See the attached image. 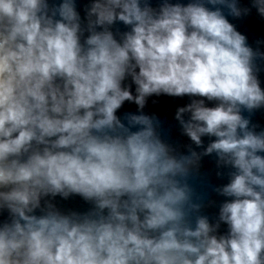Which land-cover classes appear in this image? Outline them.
I'll return each instance as SVG.
<instances>
[{
    "label": "clouds",
    "instance_id": "obj_1",
    "mask_svg": "<svg viewBox=\"0 0 264 264\" xmlns=\"http://www.w3.org/2000/svg\"><path fill=\"white\" fill-rule=\"evenodd\" d=\"M253 11L264 0H89L83 18L76 0H0V264H264V38L229 20ZM161 96L189 98L186 143L145 111ZM73 196L90 207L56 203Z\"/></svg>",
    "mask_w": 264,
    "mask_h": 264
},
{
    "label": "water",
    "instance_id": "obj_2",
    "mask_svg": "<svg viewBox=\"0 0 264 264\" xmlns=\"http://www.w3.org/2000/svg\"><path fill=\"white\" fill-rule=\"evenodd\" d=\"M89 0H76L77 3V10L80 12L81 17L83 18V6L87 4ZM158 0H153V6H156V3ZM182 2H187V0H182ZM248 0H242V3H247ZM229 20L231 23H234L237 27V29L245 34L248 37V41L250 44L254 45V41L258 38H264V21L260 20L256 14L255 11L253 13L243 19V20H232L229 17ZM118 28L121 32L127 31L128 29L123 24H116L114 26L115 30ZM260 79H261V86L264 87V72L260 73ZM152 99H157L153 97ZM152 99L149 100L145 111L146 112H154L160 118L164 121V127L166 133L173 139L180 140L181 142H187V139L180 136L179 126L177 122L173 119L175 109L178 106H183L184 104L189 102L188 97H182V98H172V97H166L161 96L156 104L152 103ZM136 110V106L133 104H128L127 102L122 107L121 110H119L121 113L123 112H134ZM244 115H247V113H244ZM252 121L254 123H259L261 125H264V110L257 111L252 116ZM205 142H207V138H205ZM203 168L204 171H206L209 174V181L213 185H219L227 183V175H224L222 178L217 179L215 176V164H214V158H205L203 162ZM210 198L216 201V205L209 207L206 212L210 216H213L218 211V205L220 202L223 201V197L216 196L214 193H210ZM56 203L61 209H74L78 211H86L90 205L86 204L80 197L73 196L67 201L61 200L59 197L56 198ZM221 233L226 231V226H221Z\"/></svg>",
    "mask_w": 264,
    "mask_h": 264
}]
</instances>
